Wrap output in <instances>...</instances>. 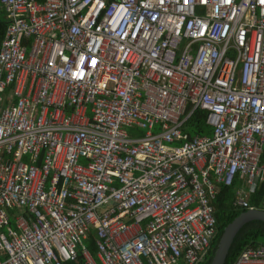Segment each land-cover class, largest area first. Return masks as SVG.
<instances>
[{
    "label": "built area",
    "instance_id": "2783aa9c",
    "mask_svg": "<svg viewBox=\"0 0 264 264\" xmlns=\"http://www.w3.org/2000/svg\"><path fill=\"white\" fill-rule=\"evenodd\" d=\"M1 12L0 264L204 259L218 187L236 181L232 205L248 209L264 183V0ZM196 110L211 133L189 139ZM233 264H264V246Z\"/></svg>",
    "mask_w": 264,
    "mask_h": 264
},
{
    "label": "trees",
    "instance_id": "16d2710c",
    "mask_svg": "<svg viewBox=\"0 0 264 264\" xmlns=\"http://www.w3.org/2000/svg\"><path fill=\"white\" fill-rule=\"evenodd\" d=\"M6 27V21L4 16L0 14V43L3 39L4 31ZM182 131L187 137L193 138L195 136H208L211 131L205 124L204 112L196 110L184 124ZM238 187V183L235 181L230 187L219 186L218 193L214 200L211 202L213 208V215L216 225V236L211 241L209 250L204 259L196 264H210V261L215 252L219 238L223 229L232 222L240 213L245 212L248 209L263 210L261 207V200L264 196V183H260L253 194L248 197V209L234 207V192ZM92 235L86 242L88 246L93 245ZM264 246V223L259 221H252L245 224L239 232L236 234L231 247L228 251L224 264H233L238 256L248 247ZM81 259L78 258V263L81 264Z\"/></svg>",
    "mask_w": 264,
    "mask_h": 264
},
{
    "label": "water",
    "instance_id": "95a60500",
    "mask_svg": "<svg viewBox=\"0 0 264 264\" xmlns=\"http://www.w3.org/2000/svg\"><path fill=\"white\" fill-rule=\"evenodd\" d=\"M259 221L264 223V211L248 209L240 213L222 231L210 264H224L231 244L239 230L247 223Z\"/></svg>",
    "mask_w": 264,
    "mask_h": 264
},
{
    "label": "crops",
    "instance_id": "0c3cea01",
    "mask_svg": "<svg viewBox=\"0 0 264 264\" xmlns=\"http://www.w3.org/2000/svg\"><path fill=\"white\" fill-rule=\"evenodd\" d=\"M2 13V12H1ZM0 13V14H1ZM3 14V13H2ZM4 16V15H3ZM4 20H5V17H4ZM6 21V20H5ZM87 246V249L89 250V253L90 254H92L93 256H95V254H96V249H95V247H94V245H92V247L91 246H88V245H86Z\"/></svg>",
    "mask_w": 264,
    "mask_h": 264
},
{
    "label": "rangeland",
    "instance_id": "374dc122",
    "mask_svg": "<svg viewBox=\"0 0 264 264\" xmlns=\"http://www.w3.org/2000/svg\"><path fill=\"white\" fill-rule=\"evenodd\" d=\"M9 219H10V223L13 224V219L11 217Z\"/></svg>",
    "mask_w": 264,
    "mask_h": 264
}]
</instances>
